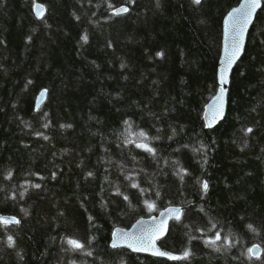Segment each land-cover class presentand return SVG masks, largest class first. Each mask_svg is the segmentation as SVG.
<instances>
[{
	"label": "trees",
	"instance_id": "16d2710c",
	"mask_svg": "<svg viewBox=\"0 0 264 264\" xmlns=\"http://www.w3.org/2000/svg\"><path fill=\"white\" fill-rule=\"evenodd\" d=\"M241 1L0 0V213L20 220L0 223V264H264L246 255L264 249V6L225 119L204 120ZM169 206L183 214L159 244L187 257L112 247L115 229ZM216 232L232 245L207 244Z\"/></svg>",
	"mask_w": 264,
	"mask_h": 264
},
{
	"label": "snow or ice",
	"instance_id": "6c2138e0",
	"mask_svg": "<svg viewBox=\"0 0 264 264\" xmlns=\"http://www.w3.org/2000/svg\"><path fill=\"white\" fill-rule=\"evenodd\" d=\"M193 3L199 5L201 3V0H193ZM262 6H264V0H245V3L243 5H241L240 8L234 9L232 13H229L228 15V20H227V31L231 32L232 34V47L231 50L229 51V49L226 46V60L225 63L228 66L227 68H222L221 69V95L219 97H217L218 101L223 100V95L224 92L226 91L223 88V84L226 82L225 79V73L230 70V66L232 63L235 62L236 59H238L239 53L243 50V38H244V34L245 31L248 27V25L251 23L254 14L256 12V10L258 8H261ZM35 11L38 17L43 18L44 16V6L37 4L35 6ZM129 9L127 7H119V8H115L114 12L115 14L119 15L122 13H126L128 12ZM82 39L84 41H87L88 37L85 34ZM158 55H163V53H158ZM46 89L44 91L41 92V96L43 97L46 94ZM217 115H221L222 116V103L221 105L213 110V119H215L217 117ZM125 124L128 126L127 130L129 131V133L131 135L137 136L139 138H145L147 139V133H145L143 130L139 131L138 133H131V123L128 121H125ZM212 122L209 121L208 123V127H212ZM252 129L248 128L247 132H251ZM125 143H129V144H135L136 147L138 148H142L145 151H148L150 153H152L153 155L155 154V149L152 148L148 143L146 142H139L137 143V141L135 139H126ZM181 173L186 172V169H181L180 170ZM180 174V173H178ZM10 175V174H9ZM89 176L92 175L91 172L88 173ZM129 179H132V177H129ZM32 187L35 188H40L41 185L40 184H35V185H31ZM132 187L135 188H139V185L136 183L132 184ZM202 188L204 191H207L208 189V183L207 181H203L202 182ZM141 191H143V189H141ZM125 200L128 199L127 196L124 197ZM145 204L148 205V209L149 211H151L155 205L153 203H149L148 201H145ZM26 211V210H25ZM161 215H164L163 213H161ZM169 215L172 216L173 218L179 220L181 218L182 215V209L180 208H172L169 209ZM0 223L4 224V225H9L12 223H16L19 224L20 220L17 219L16 217H5V216H0ZM161 224L163 222H160ZM215 227V225H213V228ZM249 229L255 231V229L252 227V225H248ZM162 229L159 225L155 226L154 228H152L151 230H149V243H151V237L155 236L156 233L161 232ZM117 235H118V239H125V238H130L133 240L134 243L140 244V247L135 248L136 251H148L149 248L147 246H145L144 244V240L141 238H137V237H131L129 234H125L124 237H119V230H117ZM224 240L225 245L227 246H231L232 245V240L229 237H221L219 232L215 233L214 238L209 239L207 241H205L207 244H209L210 246L216 247L217 245V241H221ZM67 243L72 246V248L74 249H83L84 248V244L81 243L79 240L76 239H68ZM8 244L9 246H14L15 245V241L13 239V237L9 236L8 237ZM119 243L118 240H114L112 243V247H118ZM129 247H132V244H129ZM217 250H219L217 248ZM264 252V249H261L259 244H255L252 247L247 248L246 251V255L248 256V259H253V258H257L259 259L261 256V253ZM90 254V253H89ZM156 255H160V256H164V255H170L169 253H165L162 252L160 250H156L155 251ZM189 251H185L183 254V257H177V256H171V259H181L184 257H187L189 255Z\"/></svg>",
	"mask_w": 264,
	"mask_h": 264
},
{
	"label": "water",
	"instance_id": "95a60500",
	"mask_svg": "<svg viewBox=\"0 0 264 264\" xmlns=\"http://www.w3.org/2000/svg\"><path fill=\"white\" fill-rule=\"evenodd\" d=\"M244 3H245V0H242L240 2V4L237 7H235L234 9L240 8L241 5H243ZM37 4L42 5L41 3H37ZM123 7H126V6H123ZM261 8H258L256 10L251 23L248 25V27L245 31L244 38H243V50L239 53L238 59H236L235 62L231 64L230 70H228L225 73L226 82L223 84V88L226 91L224 92L223 100L221 102V101L217 100V97H219L221 95V69L228 67L225 63L226 55H227L226 50H225L226 46L229 49V51L231 50V47H232V34H231V32L227 31V27H228L227 20H228L229 13H232L234 9L229 11L228 14L224 18V21H223V43H222V51H221V56H220L219 66H218L219 87H218L216 94L213 96V98L209 101V103L205 107L204 120H205L207 128L216 127L225 119V117L227 115L228 108H229V93H230V85H231L232 75H233L234 69L236 68L237 64L239 63V61L241 60V58L243 57V55L245 53L247 41H248V37H249L250 31H251V28H252V26L256 20L257 14ZM44 9H45V12H44V15H45L46 11H47L45 6H44ZM35 13H36V11H35ZM122 14H124V13H122ZM46 97H47V92L43 97L41 96V94L39 95V97L37 99V108L42 106V104L46 100ZM221 103H222V116L217 115V117L215 119H213V110L218 108L221 105ZM209 121L212 122V125H213L212 127H208ZM172 208L182 209V214H183V208L182 207L169 206V207L163 209L162 211H160L157 215H153L151 217L139 219L130 228H117V229H115V231L112 234L111 245H112L114 240H118L119 246L115 247V248H126V249H128L134 253H138V254L146 255V256H151V257H156V258H164L167 260H178V259H171V256H177L178 257V255L163 249L159 244V242L168 235L171 223L173 220H175V218H173L172 216L169 215V209H172ZM161 213H163L164 215H161ZM0 216L13 217V216L3 215L1 213H0ZM181 217H182V215H181ZM160 222H163V223L161 224ZM14 224H16V223H14ZM157 225H159L161 227L162 231L156 233L155 236L151 237V243H149V235H148L149 230H151L152 228H154ZM117 230H119V237H124L125 234H129L131 237H137V238L143 239L145 246H147L149 248V250L148 251H136L135 248L140 247L141 245L134 243L133 240L130 238L118 239ZM129 244H132V247H129ZM157 249L162 251V252L169 253L170 255H164V256L156 255L155 251Z\"/></svg>",
	"mask_w": 264,
	"mask_h": 264
}]
</instances>
